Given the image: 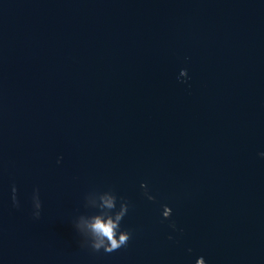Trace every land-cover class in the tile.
Returning <instances> with one entry per match:
<instances>
[{"label": "water", "instance_id": "obj_1", "mask_svg": "<svg viewBox=\"0 0 264 264\" xmlns=\"http://www.w3.org/2000/svg\"><path fill=\"white\" fill-rule=\"evenodd\" d=\"M261 152L264 0H0V264H264Z\"/></svg>", "mask_w": 264, "mask_h": 264}, {"label": "clouds", "instance_id": "obj_2", "mask_svg": "<svg viewBox=\"0 0 264 264\" xmlns=\"http://www.w3.org/2000/svg\"><path fill=\"white\" fill-rule=\"evenodd\" d=\"M181 75L184 76L185 73L181 72ZM187 77L181 83L186 82ZM260 159H264V152L258 154ZM58 164L60 160H57ZM16 188L12 187V203L13 206H17L16 202ZM149 199H151L149 197ZM104 203L107 208L114 209L115 203L114 199L111 197H105ZM32 204V217L33 219H39L40 211H41V201L39 198L38 189H34L31 197ZM128 209L126 206L121 205L118 212L115 213L114 216H109L108 218H103L101 216H96L90 220L87 224V228L91 233L92 243L91 250L92 251H100L101 249L105 253H111L115 250L120 249L125 246L130 238V234L126 230H122L120 228L121 219L127 214ZM171 215V210L164 211L162 214V218H168ZM172 231H176V227L174 225L170 226ZM73 230L78 232L79 225L73 226ZM171 239V237H168ZM196 261H200L201 264H205L203 258L197 259Z\"/></svg>", "mask_w": 264, "mask_h": 264}]
</instances>
